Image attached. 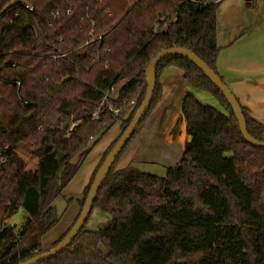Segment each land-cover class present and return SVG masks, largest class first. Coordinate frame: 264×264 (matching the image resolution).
Masks as SVG:
<instances>
[{"label": "trees", "instance_id": "1", "mask_svg": "<svg viewBox=\"0 0 264 264\" xmlns=\"http://www.w3.org/2000/svg\"><path fill=\"white\" fill-rule=\"evenodd\" d=\"M11 1L0 0V264L43 252V235L60 219L54 201L82 164L73 159L119 121L123 133L145 97V67L159 52L185 47L223 79L216 34L222 0H28L30 7H7ZM168 67L220 108L184 95L191 140L165 175L117 168L159 102ZM156 76L150 108L85 225L68 248L37 264H264V148L244 139L223 93L189 58L166 56ZM242 109L248 132L264 141V125ZM23 154L37 158L34 170L25 168ZM94 208L110 215L103 229L86 228ZM20 209L17 229L9 219Z\"/></svg>", "mask_w": 264, "mask_h": 264}, {"label": "crops", "instance_id": "2", "mask_svg": "<svg viewBox=\"0 0 264 264\" xmlns=\"http://www.w3.org/2000/svg\"><path fill=\"white\" fill-rule=\"evenodd\" d=\"M252 4L253 0L221 1L216 13L220 48L217 68L240 104L264 125V0H257L255 8ZM160 83V100L129 145L127 159L129 161L132 151L151 140L159 144L158 155L153 158L155 163L164 164L162 169L159 167L152 172L165 175L167 165L180 161L186 143L191 140L181 108L184 95L192 93L203 103L220 106L209 92L189 86L178 68L164 69Z\"/></svg>", "mask_w": 264, "mask_h": 264}, {"label": "rangeland", "instance_id": "3", "mask_svg": "<svg viewBox=\"0 0 264 264\" xmlns=\"http://www.w3.org/2000/svg\"><path fill=\"white\" fill-rule=\"evenodd\" d=\"M256 1L257 0H255V3ZM255 3L253 0L252 8H255ZM133 106L134 104H131L129 106L128 111L123 115V118L126 119L129 117ZM121 133V121H119L100 139L94 138V145L88 152L79 153L73 159V162L82 160V164L71 182L65 187L62 193L54 201V205L56 207L57 213L60 216V219L55 226H53L48 232L43 235L41 241L42 251L50 249L74 223L75 219L81 211L80 201L84 199L85 190L88 186H90L98 171V164L102 160L105 150L112 144L114 140L119 137ZM158 147L159 144L152 143L151 140L147 144L140 146L138 150H136L135 147L134 150L136 151H132V156L129 158V161L127 159V157L129 156L127 154V148L125 150L126 153L124 152L123 155L119 158L116 167L121 168L128 165H133L142 171L150 173H153V169L159 167H161L162 169L161 165L164 164L155 163L153 159L158 155ZM23 157L25 159L26 167L28 169L34 170L36 168L37 158L24 154ZM175 165L176 164L172 163L167 166L168 168H170ZM110 219V215L98 208H94L86 224V228L90 230L103 229L109 224ZM23 220L24 210L20 209L11 219H9V223L14 224L18 229L21 226Z\"/></svg>", "mask_w": 264, "mask_h": 264}, {"label": "water", "instance_id": "4", "mask_svg": "<svg viewBox=\"0 0 264 264\" xmlns=\"http://www.w3.org/2000/svg\"><path fill=\"white\" fill-rule=\"evenodd\" d=\"M16 4H24L27 7L31 6L28 0H12L7 7H11ZM170 55H182L194 62L202 70V72L218 87V89L223 93V95L227 99L236 119L239 122L240 131L244 139L251 145L264 148V141L254 138L248 132L246 118L238 98L229 88V86L225 83V81L221 79V77L216 72H214L198 55H196L194 52L185 47H170L164 49L159 52L155 57H153V59H151V61L145 67L147 81V91L145 97L142 103L140 104L137 112L131 119L129 125L120 135L113 148L108 153L101 166L99 167L92 181L85 205L82 208L73 226L56 245L18 264H37L45 259L56 255L62 250L68 248L69 244L73 241L76 235L83 228L92 210L99 189L103 181L105 180L107 174L109 173L114 161L116 160L117 156L120 154L122 149L125 147V145L129 142V140L135 133L136 129L138 128L150 108L157 83L156 66L158 65L160 60ZM55 151L60 160L65 157V154L62 151Z\"/></svg>", "mask_w": 264, "mask_h": 264}, {"label": "built area", "instance_id": "5", "mask_svg": "<svg viewBox=\"0 0 264 264\" xmlns=\"http://www.w3.org/2000/svg\"><path fill=\"white\" fill-rule=\"evenodd\" d=\"M114 91H115V86L110 87V89L107 91V93H106L105 96H104L103 102L106 101V100H108V98H109V94L112 93V92H114ZM114 112H117V109H115ZM95 113H96V112H95ZM95 113H94V114H95ZM5 159H6L5 156H0V161H1V160H5ZM25 168L28 169V168L26 167V164H25Z\"/></svg>", "mask_w": 264, "mask_h": 264}]
</instances>
